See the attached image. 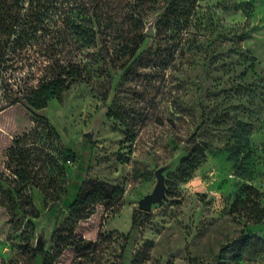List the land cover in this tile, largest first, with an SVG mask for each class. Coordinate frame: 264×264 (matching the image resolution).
Masks as SVG:
<instances>
[{
    "label": "rangeland",
    "instance_id": "obj_1",
    "mask_svg": "<svg viewBox=\"0 0 264 264\" xmlns=\"http://www.w3.org/2000/svg\"><path fill=\"white\" fill-rule=\"evenodd\" d=\"M220 1L200 2L204 10L214 7L213 36L207 27L188 29L181 39L158 37L150 18L127 77L108 68L40 110L20 103L0 110V264H41L24 247L51 251L53 232L87 178L124 193L75 224L73 234L94 245L87 254L67 247L52 264H131L138 254L141 264H190L192 258L209 264L246 221L229 214L235 195L251 185L264 207V0H248V19L241 10L224 12ZM192 134L205 156L179 181L174 172ZM13 144L25 153L22 164L10 157ZM19 166L29 167L32 177L28 215L3 205L2 190L14 179L10 167ZM159 169L165 196L126 240ZM24 227L32 232L28 238ZM245 231L264 238V222ZM238 264H264V251Z\"/></svg>",
    "mask_w": 264,
    "mask_h": 264
},
{
    "label": "trees",
    "instance_id": "obj_2",
    "mask_svg": "<svg viewBox=\"0 0 264 264\" xmlns=\"http://www.w3.org/2000/svg\"><path fill=\"white\" fill-rule=\"evenodd\" d=\"M202 1L205 0H0V110L15 103L40 110L71 86L89 83L95 74H104L108 68L123 71L127 77L139 58L137 53L147 37L146 21L150 18H154L158 37L181 39L188 29L201 32L207 27L208 35L213 36L217 22L214 7L208 3L204 10ZM216 6L224 12L241 10L246 19L251 12L248 0H221ZM33 79L36 84L31 83ZM12 146L10 157L22 164L21 159L26 157L23 149L17 147L20 151L16 153L15 144ZM66 153L64 160L69 161L71 151ZM183 153L174 172L179 181L187 179L205 156L195 134L187 139ZM10 168L14 179L2 190L6 196L3 205L9 212L21 210L28 215L24 205L31 204L26 193L32 178L30 169ZM123 193L119 185L95 178L83 180L66 219L53 232L51 251L24 247L30 261L39 257L41 264H52L67 247L87 254L94 245L73 234L75 224L88 218L96 205L107 209L118 202ZM261 195L251 185L235 195L229 214L246 221L238 235L218 247L209 264H238L264 251V238L245 231L249 224L264 222ZM149 214L138 210L133 215L126 240ZM31 233L25 227L21 231L24 238ZM141 263L139 254L131 262ZM189 263L199 264L194 258Z\"/></svg>",
    "mask_w": 264,
    "mask_h": 264
},
{
    "label": "water",
    "instance_id": "obj_3",
    "mask_svg": "<svg viewBox=\"0 0 264 264\" xmlns=\"http://www.w3.org/2000/svg\"><path fill=\"white\" fill-rule=\"evenodd\" d=\"M156 183L153 190L144 195L142 199L139 200L138 207L139 210L149 212L151 205L158 203L165 196V183L164 177L162 175V169H159L155 172Z\"/></svg>",
    "mask_w": 264,
    "mask_h": 264
}]
</instances>
